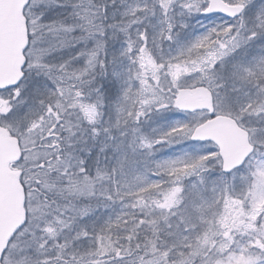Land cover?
I'll list each match as a JSON object with an SVG mask.
<instances>
[{"label": "snow or ice", "instance_id": "snow-or-ice-1", "mask_svg": "<svg viewBox=\"0 0 264 264\" xmlns=\"http://www.w3.org/2000/svg\"><path fill=\"white\" fill-rule=\"evenodd\" d=\"M0 264H264V0H0Z\"/></svg>", "mask_w": 264, "mask_h": 264}]
</instances>
